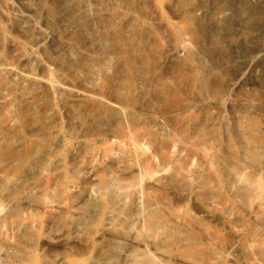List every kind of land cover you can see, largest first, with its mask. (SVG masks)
Segmentation results:
<instances>
[{
  "label": "bare ground",
  "instance_id": "1",
  "mask_svg": "<svg viewBox=\"0 0 264 264\" xmlns=\"http://www.w3.org/2000/svg\"><path fill=\"white\" fill-rule=\"evenodd\" d=\"M65 2V7L55 11L54 0H0V56L5 48L11 52L0 65V106L12 98L6 77L14 58L35 57L38 49L58 55L54 72L62 82L57 88L75 98L86 99L87 93L68 72L77 68L82 80H94L90 59L94 53L107 58L103 78L118 104L132 105L136 97L142 104L146 96L149 103L176 99L180 79L188 70L187 43L198 38L202 9L194 0ZM17 5L23 11L13 13ZM164 8L175 9L176 15L168 18ZM49 14L63 20L61 27L67 35L63 50L38 26V18ZM224 14L219 11L217 17ZM154 24L164 26L176 40L166 54L179 63L169 73H162L147 56L150 50L158 53L161 49L162 37ZM75 52L79 54L74 56ZM256 55L264 60V48ZM192 72L191 82L197 77ZM253 73L254 65L246 61L226 88L234 89ZM28 103L35 106V98L30 96ZM240 105L243 110L236 111L231 125L236 145L228 147L224 182L232 201L253 207L251 227L225 207L219 191L208 186L205 177L191 188L167 186L165 181L178 178L179 172L177 167L165 176L168 157H162L156 167L128 165L110 147L96 154L82 150L79 137L60 152L46 149L28 138L36 130L32 106L18 109L13 126L0 124V264H233L229 252L239 253L242 264H264V107L247 100ZM206 127L204 122L198 126L215 139L214 129ZM61 130L59 123L53 127L59 135ZM67 161L78 164L79 181L68 174ZM32 173L36 177L26 185ZM134 174L139 175L142 187L130 181ZM156 191L169 201L158 200ZM186 201L197 214L181 212ZM195 228H201L226 255L202 246ZM34 251L42 257L39 261ZM43 253H50L51 263H45Z\"/></svg>",
  "mask_w": 264,
  "mask_h": 264
},
{
  "label": "rangeland",
  "instance_id": "2",
  "mask_svg": "<svg viewBox=\"0 0 264 264\" xmlns=\"http://www.w3.org/2000/svg\"><path fill=\"white\" fill-rule=\"evenodd\" d=\"M54 2L55 11L66 6L65 0ZM193 3L202 9L198 15V38L187 43L185 61L188 70L180 79L182 85L175 100L165 104L149 103L146 96L142 104L138 97L132 105L118 104L112 87L103 78L107 58L94 53L90 58L96 75L94 80H82L83 76L77 68L68 72L87 93L86 99L75 98L57 88L62 82L54 72L58 55L38 49L35 57L28 56L21 61L14 58L11 73L6 77L12 98L0 106V124L13 126L16 111L31 107L28 101L30 96L34 97L35 106L30 110L34 115L36 130L29 133L28 138L40 147L60 152L71 147L73 140L79 137L82 139V150L96 154L100 149L110 147L128 165L156 167L162 157H168L170 164L165 167V176L169 177L177 167L179 172L178 178L165 181L167 186L191 188L197 179L205 177L207 185L219 191L225 207L236 213L247 227H251L253 221L250 213L253 207L245 208L229 198L224 168L229 159V145H236L231 125L236 111L243 110L240 101L247 100L264 107V60L256 55L264 48V0H194ZM20 11L23 8L17 5L12 12ZM219 11H225L224 17H217ZM164 12L168 18L176 15V10L172 8H164ZM154 16L157 17L156 14ZM61 24L63 20L54 19L52 14L38 18L41 30L49 33L52 43L63 50L67 35ZM154 28L162 37L161 49L158 53L150 50L147 56L152 65L158 64L162 73H169L179 63L178 58L166 54L175 46L176 40L164 26L154 24ZM9 29L14 31V24H10ZM2 46L0 39V51ZM82 51L80 49L79 52ZM3 56H11L9 48L3 49ZM3 56H0V65ZM246 61L252 62L254 73L245 77L234 89L228 90L226 84L242 72ZM192 69L197 77L191 82ZM217 102L223 103V108L216 106ZM201 103L207 106L201 107ZM106 105L115 107L117 111H107ZM203 122L206 130L214 129L215 139L198 128ZM57 123L62 126L60 135L53 131ZM169 144L173 146L169 148ZM78 167V164L67 161L68 174L75 181L80 180ZM35 177V173H32L25 184L32 183ZM130 181L143 186L138 174L131 176ZM155 194L158 200L169 201L161 191ZM185 211L197 214L188 201L181 205V212ZM195 229L198 230V240L202 246L212 247L226 255L225 249L210 243L201 228ZM34 253L39 261L42 257L39 258L36 251ZM43 254L45 263H51L50 253ZM228 256L233 259V264H242L239 253L229 252ZM30 262L34 263V260Z\"/></svg>",
  "mask_w": 264,
  "mask_h": 264
}]
</instances>
